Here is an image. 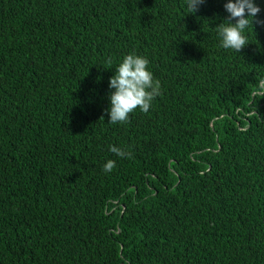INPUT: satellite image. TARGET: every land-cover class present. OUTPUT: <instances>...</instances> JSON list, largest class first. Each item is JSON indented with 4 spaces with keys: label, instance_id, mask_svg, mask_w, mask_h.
<instances>
[{
    "label": "trees",
    "instance_id": "trees-1",
    "mask_svg": "<svg viewBox=\"0 0 264 264\" xmlns=\"http://www.w3.org/2000/svg\"><path fill=\"white\" fill-rule=\"evenodd\" d=\"M226 2L0 0V264H264V0L239 53ZM132 53L161 95L109 124Z\"/></svg>",
    "mask_w": 264,
    "mask_h": 264
},
{
    "label": "clouds",
    "instance_id": "clouds-1",
    "mask_svg": "<svg viewBox=\"0 0 264 264\" xmlns=\"http://www.w3.org/2000/svg\"><path fill=\"white\" fill-rule=\"evenodd\" d=\"M187 10L195 14L205 0H185ZM227 18L215 27L219 45L225 50H234L239 53L248 43L244 34L245 30L252 26L253 18L261 9L255 0H228L224 4ZM235 21V23H233ZM264 25V21H257ZM111 63V61H109ZM147 58L135 53L126 55L115 69V74L109 80L110 108L107 113L110 117L109 124H126L132 112L139 109L147 114L156 97L161 95L160 81L154 79L153 73L148 70ZM253 95L264 96V78L258 80ZM247 115V114H246ZM103 119V118H101ZM109 151L120 158H132L130 152L120 147L110 145ZM115 168V161L108 160L103 171L110 173Z\"/></svg>",
    "mask_w": 264,
    "mask_h": 264
}]
</instances>
